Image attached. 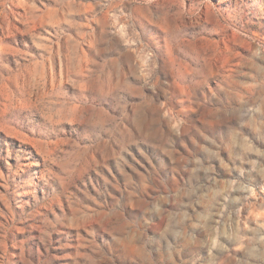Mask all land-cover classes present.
Instances as JSON below:
<instances>
[{"label":"rangeland","instance_id":"1","mask_svg":"<svg viewBox=\"0 0 264 264\" xmlns=\"http://www.w3.org/2000/svg\"><path fill=\"white\" fill-rule=\"evenodd\" d=\"M0 264H264V0H0Z\"/></svg>","mask_w":264,"mask_h":264}]
</instances>
